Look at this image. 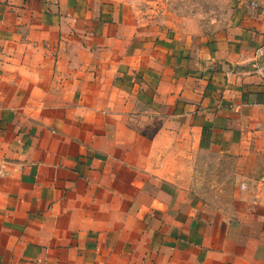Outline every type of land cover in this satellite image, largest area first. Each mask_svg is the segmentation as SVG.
I'll use <instances>...</instances> for the list:
<instances>
[{"label": "crops", "instance_id": "0c3cea01", "mask_svg": "<svg viewBox=\"0 0 264 264\" xmlns=\"http://www.w3.org/2000/svg\"><path fill=\"white\" fill-rule=\"evenodd\" d=\"M141 1L0 0V264H264V0Z\"/></svg>", "mask_w": 264, "mask_h": 264}, {"label": "rangeland", "instance_id": "374dc122", "mask_svg": "<svg viewBox=\"0 0 264 264\" xmlns=\"http://www.w3.org/2000/svg\"><path fill=\"white\" fill-rule=\"evenodd\" d=\"M157 15L169 14L175 24L182 30V38L191 37L197 47L216 38L225 32L232 22V15L236 0H156ZM146 3L141 1L140 5ZM147 4V3H146ZM173 16V17H172ZM184 34V35H183ZM220 160L211 154H201L196 170L201 174V184L211 188L219 187L221 181L216 175ZM231 167V164H230ZM224 186L231 189V175L223 180ZM230 196V195H229ZM213 197V195H210Z\"/></svg>", "mask_w": 264, "mask_h": 264}]
</instances>
